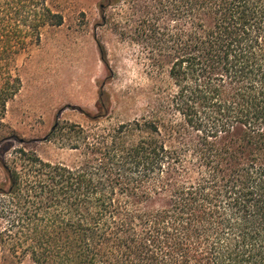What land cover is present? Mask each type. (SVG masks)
I'll return each instance as SVG.
<instances>
[{"label": "trees", "instance_id": "trees-1", "mask_svg": "<svg viewBox=\"0 0 264 264\" xmlns=\"http://www.w3.org/2000/svg\"><path fill=\"white\" fill-rule=\"evenodd\" d=\"M120 0H101L105 12ZM146 107L69 127L75 158L24 148L10 166L4 248L33 264H264V0H151ZM63 24L48 0H0V131L17 59ZM25 143L15 135H0ZM19 161V162H17ZM4 186V188H3Z\"/></svg>", "mask_w": 264, "mask_h": 264}, {"label": "rangeland", "instance_id": "rangeland-1", "mask_svg": "<svg viewBox=\"0 0 264 264\" xmlns=\"http://www.w3.org/2000/svg\"><path fill=\"white\" fill-rule=\"evenodd\" d=\"M101 0H48L63 24L46 28L38 47L17 59L21 89L6 105L0 135H15L25 143L8 141L0 156L11 166L15 151L24 148L42 160L69 164V127L90 126L87 116L103 115L96 108L100 90L110 104L106 124L138 118L146 107L151 61L142 36L151 0H120L105 12ZM19 162V161H17ZM4 172L0 169V185ZM4 188V186H3ZM4 194H0V206ZM0 264H33L4 248V217L0 218Z\"/></svg>", "mask_w": 264, "mask_h": 264}]
</instances>
